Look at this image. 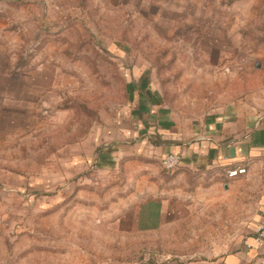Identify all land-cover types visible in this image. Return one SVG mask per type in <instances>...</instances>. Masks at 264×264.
Masks as SVG:
<instances>
[{"label": "rangeland", "instance_id": "1", "mask_svg": "<svg viewBox=\"0 0 264 264\" xmlns=\"http://www.w3.org/2000/svg\"><path fill=\"white\" fill-rule=\"evenodd\" d=\"M138 86L182 119L264 104V0H0V264H199L241 247L264 182L228 194L138 155ZM159 196L180 213L137 229Z\"/></svg>", "mask_w": 264, "mask_h": 264}, {"label": "crops", "instance_id": "2", "mask_svg": "<svg viewBox=\"0 0 264 264\" xmlns=\"http://www.w3.org/2000/svg\"><path fill=\"white\" fill-rule=\"evenodd\" d=\"M143 89L138 86L130 105L136 137L132 144L138 155L148 150L162 161L168 154H178L181 170L209 176L213 189L223 187L228 194L234 191L237 180L264 182V104L253 107L242 101L230 102L182 119L158 95L157 101L151 98L142 103L140 96L148 94ZM238 167L246 168L247 172L229 177L228 170ZM137 209L133 219L136 228L149 231L160 229L180 213L179 203L164 196L151 197ZM255 219L234 254L199 264H264V194Z\"/></svg>", "mask_w": 264, "mask_h": 264}, {"label": "built area", "instance_id": "3", "mask_svg": "<svg viewBox=\"0 0 264 264\" xmlns=\"http://www.w3.org/2000/svg\"><path fill=\"white\" fill-rule=\"evenodd\" d=\"M163 165L164 167L167 169V170H172V169H175L176 167L179 166L180 164V161H181V158L178 154H168L167 156H165L163 158ZM247 170L246 168L244 167H238V168H235V169H230L228 170V176L229 177H235L239 174H244L246 173ZM260 231V229H259ZM261 236H262V231H261Z\"/></svg>", "mask_w": 264, "mask_h": 264}, {"label": "trees", "instance_id": "4", "mask_svg": "<svg viewBox=\"0 0 264 264\" xmlns=\"http://www.w3.org/2000/svg\"><path fill=\"white\" fill-rule=\"evenodd\" d=\"M171 154H174V153H171Z\"/></svg>", "mask_w": 264, "mask_h": 264}]
</instances>
